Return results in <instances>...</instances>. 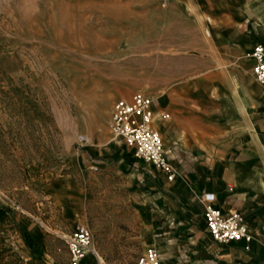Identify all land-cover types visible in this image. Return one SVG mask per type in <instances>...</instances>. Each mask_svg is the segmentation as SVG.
Wrapping results in <instances>:
<instances>
[{
	"label": "rangeland",
	"instance_id": "rangeland-1",
	"mask_svg": "<svg viewBox=\"0 0 264 264\" xmlns=\"http://www.w3.org/2000/svg\"><path fill=\"white\" fill-rule=\"evenodd\" d=\"M220 3L0 0V264H69L59 236L77 224L53 205L59 179L84 197L79 224L92 230L106 264H135L143 226L139 238L129 207L134 177L105 164L94 171L84 154L120 140L108 127L119 99L165 92L185 108L213 71L214 81L240 83L249 70L219 48L222 34L214 29L224 27L212 16ZM214 86L225 92L228 83ZM26 222L38 234L32 249L21 228Z\"/></svg>",
	"mask_w": 264,
	"mask_h": 264
},
{
	"label": "crops",
	"instance_id": "crops-1",
	"mask_svg": "<svg viewBox=\"0 0 264 264\" xmlns=\"http://www.w3.org/2000/svg\"><path fill=\"white\" fill-rule=\"evenodd\" d=\"M221 2L212 14L224 23L223 29L214 28L222 34L219 48L232 51L238 62L241 57L249 71L232 86L227 76L214 81L212 70L201 83L208 87L202 86L185 108L179 101L173 106L165 92L152 97L153 127L168 151L174 178L168 180L166 172L136 158L134 149L121 139L84 154L88 163L114 166L118 173L134 177L137 190L129 207L136 216L139 238L140 223L143 226L141 253L148 231L160 264H264V88L249 79L252 62L246 56L255 45L264 44V0ZM222 42L227 44L221 47ZM224 81L228 86L222 92L214 83ZM204 95L211 104L201 102ZM50 192L64 220L83 221L85 201L78 190L59 179ZM204 193L214 194L212 205L222 213L240 215L249 241L220 243L211 238L200 201ZM21 228L28 248H35V227L26 222ZM93 245L99 262L106 264L98 243L99 249ZM79 264H98V260L88 254Z\"/></svg>",
	"mask_w": 264,
	"mask_h": 264
},
{
	"label": "built area",
	"instance_id": "built-area-1",
	"mask_svg": "<svg viewBox=\"0 0 264 264\" xmlns=\"http://www.w3.org/2000/svg\"><path fill=\"white\" fill-rule=\"evenodd\" d=\"M246 56L252 62V75L264 87V44L255 45ZM155 119L153 99L142 92H136L130 98L119 99L113 104L108 127L114 139L124 140L134 149L136 158L166 172L167 179L172 180L176 171L168 161V151L160 133L153 127ZM78 140L84 143L88 137L80 135ZM92 169L96 171L97 165L93 164ZM213 200V193H204L200 197L211 238L220 243L242 239L249 241L250 234L240 215L237 212L222 213L212 205ZM59 237L67 247L69 264H79L88 254L93 255L101 264L93 245V233L88 226L77 224L70 233ZM135 264H160L158 251L153 246L147 247L137 257Z\"/></svg>",
	"mask_w": 264,
	"mask_h": 264
},
{
	"label": "bare ground",
	"instance_id": "bare-ground-1",
	"mask_svg": "<svg viewBox=\"0 0 264 264\" xmlns=\"http://www.w3.org/2000/svg\"><path fill=\"white\" fill-rule=\"evenodd\" d=\"M258 84H260V82H258V81H256ZM261 85V84H260ZM262 86V85H261ZM262 88H264L263 86H262Z\"/></svg>",
	"mask_w": 264,
	"mask_h": 264
}]
</instances>
